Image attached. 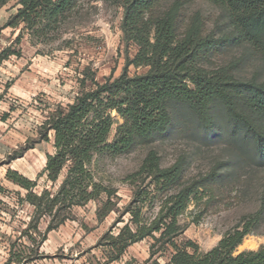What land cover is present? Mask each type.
<instances>
[{
  "label": "trees",
  "instance_id": "1",
  "mask_svg": "<svg viewBox=\"0 0 264 264\" xmlns=\"http://www.w3.org/2000/svg\"><path fill=\"white\" fill-rule=\"evenodd\" d=\"M10 1L0 0V9ZM90 1L19 0L3 28L23 25L15 44L25 32L33 45L48 44L61 37L68 20ZM203 1L220 14L213 29L190 11L194 0H120L123 38L137 48L126 65L147 71L133 76L124 72L102 84L85 72L73 101L47 114L40 129L53 132V153L47 155L38 178L44 176L53 192L37 193V180L14 171L6 174L8 181L26 191L19 201L32 206L36 221L52 212L51 222L64 221L73 208L90 202L100 203L102 218L113 210L115 190L97 177L99 164L143 148L141 164L126 177L133 188L122 215L128 213L129 220L117 235L109 230L102 239L106 264L118 261L127 247L144 239L151 240L149 260L168 254L166 264H264V245L235 255L248 234L246 227H235L206 252L192 242L183 246L175 242L185 229L180 218L191 204L227 205L232 193H241L254 173L264 169V83L236 80L232 74L253 53L264 64V0ZM234 50L236 56L227 65L208 69L213 58ZM13 54L18 56L6 49L0 60ZM86 81L93 87L83 88ZM178 141L190 145V152L163 165L154 145ZM213 149L221 157L191 175L190 165ZM157 197L158 212L145 219L144 205Z\"/></svg>",
  "mask_w": 264,
  "mask_h": 264
},
{
  "label": "rangeland",
  "instance_id": "2",
  "mask_svg": "<svg viewBox=\"0 0 264 264\" xmlns=\"http://www.w3.org/2000/svg\"><path fill=\"white\" fill-rule=\"evenodd\" d=\"M18 1L11 0L0 9V54L6 49L18 53V56L13 54L0 60V264H106L108 255L102 239L109 230L117 235L129 220L128 213L122 215L133 188L126 177L141 164L145 156L143 148L137 147L132 153L114 159H103L99 164L97 177L115 190L113 210L102 218L98 211L100 203L90 202L73 208L64 221L51 222L53 212L50 217L36 221L32 206L19 201L26 191L8 181L6 174L14 171L29 180H37V193L53 192L52 184L44 176L38 178L47 155L53 153V132L46 134L40 129L47 114L56 106L65 108L73 101L85 72L102 84L124 72L133 76L147 70L126 65L134 58L137 48L123 38L120 0L82 3L78 13L61 31L60 38L36 45L26 32L20 43L15 44L23 25L3 28L19 8ZM190 11L198 13L210 29L220 20L217 9L203 0H194ZM234 56L235 50L213 58L208 69L227 65ZM259 56L253 53L246 65L232 72L236 80L253 79L264 83V64H260ZM92 87L93 83L86 81L83 88ZM113 117L118 119L115 113ZM116 126L114 124L110 132V142ZM154 146L166 166L173 164L181 154L190 152V145L179 141ZM220 155L218 149L201 154L190 165L189 173L197 174ZM238 194L232 193L227 205L219 203L214 208L200 202L191 204L180 218L185 229L175 238L176 244L183 246L192 242L206 252L235 227L239 230L246 227L248 234L236 248L235 255L257 251L264 245V169H258L252 181ZM159 201L157 197L146 202L142 217H153L158 212ZM198 214L200 217L196 218ZM150 245V239L135 243L126 248L118 261L110 264H151L153 260L166 264L168 254L149 260Z\"/></svg>",
  "mask_w": 264,
  "mask_h": 264
}]
</instances>
